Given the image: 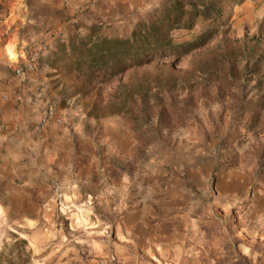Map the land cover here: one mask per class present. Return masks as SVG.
Here are the masks:
<instances>
[{
    "label": "rangeland",
    "instance_id": "1",
    "mask_svg": "<svg viewBox=\"0 0 264 264\" xmlns=\"http://www.w3.org/2000/svg\"><path fill=\"white\" fill-rule=\"evenodd\" d=\"M171 1L120 34L104 22L58 44L57 106L124 130L127 153L34 222L0 208V264H264V0H225L217 17L171 31L188 53L93 73L94 42L130 38Z\"/></svg>",
    "mask_w": 264,
    "mask_h": 264
},
{
    "label": "crops",
    "instance_id": "2",
    "mask_svg": "<svg viewBox=\"0 0 264 264\" xmlns=\"http://www.w3.org/2000/svg\"><path fill=\"white\" fill-rule=\"evenodd\" d=\"M162 1L0 0V208L10 216L34 222L41 210L55 206L57 192L71 193L78 185L89 189L100 176L114 173L111 155L127 153L126 132L115 133L109 125L88 128L57 106L61 87L54 89L59 83L51 67L54 54L60 42L89 36L104 22L120 34ZM109 34L106 28L100 32ZM44 44L50 49L37 69L17 76L22 49ZM49 104L67 116L64 124L41 125ZM260 199L264 207V190Z\"/></svg>",
    "mask_w": 264,
    "mask_h": 264
},
{
    "label": "trees",
    "instance_id": "3",
    "mask_svg": "<svg viewBox=\"0 0 264 264\" xmlns=\"http://www.w3.org/2000/svg\"><path fill=\"white\" fill-rule=\"evenodd\" d=\"M225 0H172L163 16L152 24L138 26L128 39H102L88 49L93 58V73L104 71L115 75L132 65L144 63L148 57L166 54L172 49H183L188 53L191 44L173 46L169 34L176 29H192L197 20L217 17L222 12ZM240 4L245 0H227Z\"/></svg>",
    "mask_w": 264,
    "mask_h": 264
},
{
    "label": "built area",
    "instance_id": "4",
    "mask_svg": "<svg viewBox=\"0 0 264 264\" xmlns=\"http://www.w3.org/2000/svg\"><path fill=\"white\" fill-rule=\"evenodd\" d=\"M49 49V46L46 44L31 49L28 47L23 48L19 58L24 61V64H20L17 68H15V74L17 76H24L27 72L36 70L44 56L49 52ZM43 92L44 89L42 87L39 89V98H43ZM67 119L68 118L65 114L59 113L58 108L54 104H49L45 109L41 125L44 126L51 121H55L58 124H64Z\"/></svg>",
    "mask_w": 264,
    "mask_h": 264
}]
</instances>
